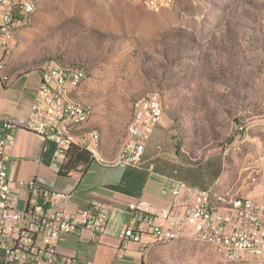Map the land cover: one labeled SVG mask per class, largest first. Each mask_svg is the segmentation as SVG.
Segmentation results:
<instances>
[{
    "label": "rangeland",
    "instance_id": "374dc122",
    "mask_svg": "<svg viewBox=\"0 0 264 264\" xmlns=\"http://www.w3.org/2000/svg\"><path fill=\"white\" fill-rule=\"evenodd\" d=\"M31 1L29 24L6 39L2 73L42 72L51 59L82 65L78 90L90 118L77 134L99 133L94 159H117L133 103L156 91L178 155L193 164L220 158L213 205L264 204V0H174L159 9L140 0ZM143 264L264 261L227 262L215 245L177 238L150 244Z\"/></svg>",
    "mask_w": 264,
    "mask_h": 264
},
{
    "label": "built area",
    "instance_id": "2783aa9c",
    "mask_svg": "<svg viewBox=\"0 0 264 264\" xmlns=\"http://www.w3.org/2000/svg\"><path fill=\"white\" fill-rule=\"evenodd\" d=\"M15 2L0 0V49L6 45L7 25L22 19L24 8ZM86 77V70L75 68L72 74H61L57 64L41 72L40 85L24 125L26 131L38 135L55 145L53 157L62 161L71 145L88 152V143L66 142L57 136L59 119L83 115L67 105L64 85L69 78ZM8 78L4 79L6 83ZM159 93L144 100L142 126L135 134V144L125 149L119 164L140 167L145 146L161 119L157 117ZM137 107V106H136ZM82 122L81 126H85ZM12 123L0 117V254L5 264H79L77 260L60 256L57 243L64 235L79 236L86 232L90 240L100 237L106 230L107 210L98 204L71 212L67 204L72 191L42 188L36 178L14 185L7 178L6 151L13 147ZM91 136V135H85ZM89 153V152H88ZM90 155V161L93 156ZM153 170V165H148ZM210 188H193L182 181L161 189L169 192V206L149 210L135 201L127 205L128 223L121 229L118 239L123 244L138 245L144 249L142 237L152 243L169 239L188 238L200 242L216 243L217 254L227 262L253 258L264 261V204L245 198L238 206L213 208L209 200ZM19 193L24 196L21 197ZM91 264V263H87Z\"/></svg>",
    "mask_w": 264,
    "mask_h": 264
},
{
    "label": "crops",
    "instance_id": "0c3cea01",
    "mask_svg": "<svg viewBox=\"0 0 264 264\" xmlns=\"http://www.w3.org/2000/svg\"><path fill=\"white\" fill-rule=\"evenodd\" d=\"M3 75L0 65V117L10 120L14 137L13 147L6 151L8 180L17 186L36 178L42 188L72 191L73 198L67 204L71 212L98 204L108 213L106 230L97 239L90 240L86 232L62 236L56 247L60 256L75 259L79 264H143L147 248L131 243L123 245L118 239L130 219L127 205L138 201L149 210L166 208L170 195L169 192L162 195L161 189L173 186L174 181L197 189H212L220 178V158L209 157L198 164L183 160L176 152L172 129L162 119L146 143L140 167L93 158L86 168L62 176L59 174L62 161L53 157L55 145L24 129L40 85L41 71L10 76L6 84H2ZM77 98L84 103L80 89ZM149 164L153 165L151 171ZM142 241L152 244L146 236ZM0 264H5L2 254Z\"/></svg>",
    "mask_w": 264,
    "mask_h": 264
},
{
    "label": "bare ground",
    "instance_id": "6f19581e",
    "mask_svg": "<svg viewBox=\"0 0 264 264\" xmlns=\"http://www.w3.org/2000/svg\"><path fill=\"white\" fill-rule=\"evenodd\" d=\"M140 1L147 3L151 7L159 9V8L170 7L173 4L174 0H140ZM7 2H15L19 4L20 6H26L24 8L22 19H16L15 21H13V23H9L7 25V32L12 33L14 29L22 28L29 24L31 17L33 16L34 11L36 10V6L31 0H7ZM9 35L10 34H7V37ZM55 64H57V69L58 71L61 72V74H72V71L75 68H79L77 66H74V67L66 66L65 64H63L61 61L57 59H51L46 63V65L42 69V72H46V69L49 66L55 65ZM6 78L7 77L5 75L2 76L3 81ZM83 78L84 77L69 78L66 85H64V98L66 100L67 105L74 107L75 109H77V111H84V109L85 111L83 112V115H73L69 119H59L57 122V136L66 137V142H78V136H81L79 137V144L88 143V150L91 152V154H94L95 151L99 148V144H100L99 133L95 130H92L82 135L75 134L83 129L84 126H81L82 122H84V124H87L90 118V111L87 110L77 98L78 87L80 83L82 82ZM154 92L155 91H152L146 94L143 98L135 102L132 118L126 127V132H125L126 135H125L123 145L121 147V150L119 152L117 159L113 162L119 164L120 161L123 159L125 149L135 144L136 130L138 129V127L142 126L144 100L150 99L151 94ZM162 116H163V110H162L161 98L159 95V106L157 110V117L161 119ZM85 135H91V136H85ZM244 199L245 198H237L231 201L230 204L231 206H238L239 202H241ZM209 200H212V194L210 190H209ZM230 204L223 208H230ZM213 208H219V207H216L213 205ZM201 243L212 244L216 246V243H211V242H201ZM147 247L148 245L144 249H146Z\"/></svg>",
    "mask_w": 264,
    "mask_h": 264
},
{
    "label": "trees",
    "instance_id": "16d2710c",
    "mask_svg": "<svg viewBox=\"0 0 264 264\" xmlns=\"http://www.w3.org/2000/svg\"><path fill=\"white\" fill-rule=\"evenodd\" d=\"M65 65L66 66H72V67L77 66L79 68H83L84 69V67L82 65H69V64H65ZM84 78H86V77H84ZM2 84H6V83H2ZM150 92H152V91H149V92L145 93L139 99L143 98L146 94H148ZM139 99H137V100H139ZM135 102L133 103L132 115H133V111H134ZM80 103L87 110H89L88 107L83 102L80 101ZM161 103H162V110H163V102H162V100H161ZM131 118H132V116H131ZM131 118H130V120H131ZM130 120H129V122H130ZM128 123H127V125H128ZM127 125H126V127H127ZM125 132H126V128H125ZM88 152L91 154V152L89 150H88ZM88 152L85 149H83V148H81V147H79L77 145H71L69 147L68 151L66 152L64 159L62 160V164L60 166L59 174L62 175V176H67L70 173H72V172H74V171H76L78 169L86 168L89 165V163H90V155H89Z\"/></svg>",
    "mask_w": 264,
    "mask_h": 264
}]
</instances>
